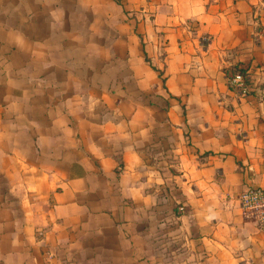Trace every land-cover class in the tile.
<instances>
[{
  "label": "crops",
  "instance_id": "1",
  "mask_svg": "<svg viewBox=\"0 0 264 264\" xmlns=\"http://www.w3.org/2000/svg\"><path fill=\"white\" fill-rule=\"evenodd\" d=\"M253 187L264 0H0V264H264Z\"/></svg>",
  "mask_w": 264,
  "mask_h": 264
},
{
  "label": "built area",
  "instance_id": "2",
  "mask_svg": "<svg viewBox=\"0 0 264 264\" xmlns=\"http://www.w3.org/2000/svg\"><path fill=\"white\" fill-rule=\"evenodd\" d=\"M251 71L252 67H246L229 70L227 73L229 89L240 99L251 96V89L247 83ZM239 201L243 220L255 224L264 231V187L246 189L240 193Z\"/></svg>",
  "mask_w": 264,
  "mask_h": 264
}]
</instances>
